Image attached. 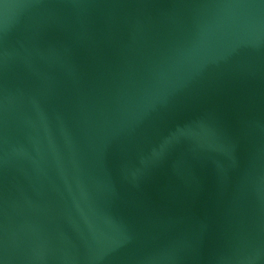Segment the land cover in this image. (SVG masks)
Here are the masks:
<instances>
[{"label": "water", "instance_id": "obj_1", "mask_svg": "<svg viewBox=\"0 0 264 264\" xmlns=\"http://www.w3.org/2000/svg\"><path fill=\"white\" fill-rule=\"evenodd\" d=\"M0 264H264V0H0Z\"/></svg>", "mask_w": 264, "mask_h": 264}]
</instances>
